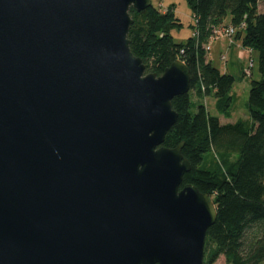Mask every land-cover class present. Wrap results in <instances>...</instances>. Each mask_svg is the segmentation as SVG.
Segmentation results:
<instances>
[{"label":"water","instance_id":"95a60500","mask_svg":"<svg viewBox=\"0 0 264 264\" xmlns=\"http://www.w3.org/2000/svg\"><path fill=\"white\" fill-rule=\"evenodd\" d=\"M151 5L0 0V264H206L215 203L164 146L190 70L130 49Z\"/></svg>","mask_w":264,"mask_h":264},{"label":"trees","instance_id":"16d2710c","mask_svg":"<svg viewBox=\"0 0 264 264\" xmlns=\"http://www.w3.org/2000/svg\"><path fill=\"white\" fill-rule=\"evenodd\" d=\"M186 1L198 36L175 42L172 31L182 23L174 5L161 11L152 3L142 11L130 9V49L142 59L146 73L160 76L176 59L190 70V91L172 100L178 119L164 146L184 142L182 153L191 169L181 187L193 184L215 203L217 219L207 231L205 263L223 255L227 264H264V12L258 7L264 0ZM228 14L233 26L245 21L235 36L258 53L260 78L250 81L248 117L222 124L220 115L231 118L235 76L216 67L204 45L216 37L215 29L225 25ZM192 90L200 98L212 96L218 115L205 103L191 112Z\"/></svg>","mask_w":264,"mask_h":264},{"label":"rangeland","instance_id":"374dc122","mask_svg":"<svg viewBox=\"0 0 264 264\" xmlns=\"http://www.w3.org/2000/svg\"><path fill=\"white\" fill-rule=\"evenodd\" d=\"M153 5L157 6L161 11L167 10V6L174 5L175 13L180 19L182 26L175 28L172 31L175 42H186L188 38L193 35L195 19L192 11L189 8L186 0H151ZM260 12H264V1L259 3ZM231 15L228 14L225 25L231 26ZM210 51L206 50L213 64L218 67L222 72H229L235 76V83L232 89L234 101L231 107V118H226L220 115V121L222 124L233 123L240 118L248 117V110L246 104L249 99L250 81L252 79H259L260 73L258 70V53L251 52L243 47L241 42L236 36L231 39L226 35H220L209 42ZM226 55L227 64L222 59V55ZM254 61V68H251V76H247L244 69L249 68L250 61ZM226 64V66H225ZM227 68V70H226ZM191 112H196L200 103H205L208 110L213 115H218L215 106V99L212 96H205L203 98L195 95L194 91H191ZM234 160L235 158H231ZM213 264H227L226 259L221 255Z\"/></svg>","mask_w":264,"mask_h":264},{"label":"built area","instance_id":"2783aa9c","mask_svg":"<svg viewBox=\"0 0 264 264\" xmlns=\"http://www.w3.org/2000/svg\"><path fill=\"white\" fill-rule=\"evenodd\" d=\"M245 27H246L245 21H242L240 23V25H238L237 27L236 26H233V25H231V26H221V27H218L217 29H215V35H216V37H218L220 35H226L229 38L233 39L235 37L237 31L240 30V29H244ZM193 35L194 36H198L199 35L198 31H194L193 32ZM204 48H205V50H209L210 51V45H209V43L208 44H205L204 45ZM245 49L250 50L251 52H253L252 49H249V48H245ZM222 59L224 60L225 63L227 62L226 55L223 54L222 55ZM226 64H225V66H226ZM251 68H254V61L253 60L250 61L249 68L248 69L247 68L244 69V72H246L245 74L247 76H251V74H252V72L250 70Z\"/></svg>","mask_w":264,"mask_h":264},{"label":"crops","instance_id":"0c3cea01","mask_svg":"<svg viewBox=\"0 0 264 264\" xmlns=\"http://www.w3.org/2000/svg\"><path fill=\"white\" fill-rule=\"evenodd\" d=\"M209 58H210V56H209ZM226 70H227V68H226Z\"/></svg>","mask_w":264,"mask_h":264}]
</instances>
